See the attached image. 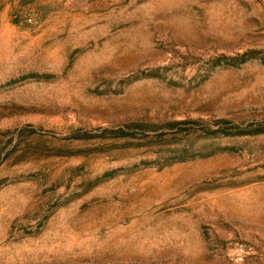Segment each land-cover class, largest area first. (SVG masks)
Returning <instances> with one entry per match:
<instances>
[{"label": "rangeland", "instance_id": "1", "mask_svg": "<svg viewBox=\"0 0 264 264\" xmlns=\"http://www.w3.org/2000/svg\"><path fill=\"white\" fill-rule=\"evenodd\" d=\"M0 264H264V0H0Z\"/></svg>", "mask_w": 264, "mask_h": 264}, {"label": "trees", "instance_id": "2", "mask_svg": "<svg viewBox=\"0 0 264 264\" xmlns=\"http://www.w3.org/2000/svg\"><path fill=\"white\" fill-rule=\"evenodd\" d=\"M226 135H248V134H251V132L249 131H239L237 133H233V132H228V131H225Z\"/></svg>", "mask_w": 264, "mask_h": 264}]
</instances>
